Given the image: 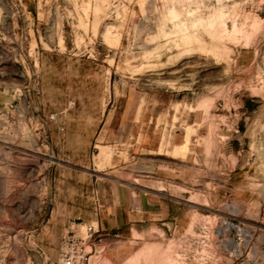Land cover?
<instances>
[{"label":"rangeland","instance_id":"rangeland-1","mask_svg":"<svg viewBox=\"0 0 264 264\" xmlns=\"http://www.w3.org/2000/svg\"><path fill=\"white\" fill-rule=\"evenodd\" d=\"M66 257L264 264V0H0V264Z\"/></svg>","mask_w":264,"mask_h":264},{"label":"crops","instance_id":"crops-1","mask_svg":"<svg viewBox=\"0 0 264 264\" xmlns=\"http://www.w3.org/2000/svg\"><path fill=\"white\" fill-rule=\"evenodd\" d=\"M135 221H137V218H131V214L128 211V202L120 200L113 207V212L91 221L95 227L92 235L95 239L99 238V241L103 238L112 239L114 237H120L123 236L121 234L125 232L130 233L134 230L137 226L136 223H133Z\"/></svg>","mask_w":264,"mask_h":264},{"label":"built area","instance_id":"built-area-1","mask_svg":"<svg viewBox=\"0 0 264 264\" xmlns=\"http://www.w3.org/2000/svg\"><path fill=\"white\" fill-rule=\"evenodd\" d=\"M85 227V236L80 238V244H85L88 242V239L90 238V236L92 235V232H94V228L92 225H86L84 224ZM83 257V255L81 254L79 256ZM62 264H77L76 260H74L71 257H66L63 259Z\"/></svg>","mask_w":264,"mask_h":264}]
</instances>
